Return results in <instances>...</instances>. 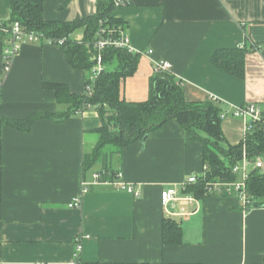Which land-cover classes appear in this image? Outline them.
<instances>
[{
	"label": "crops",
	"instance_id": "crops-1",
	"mask_svg": "<svg viewBox=\"0 0 264 264\" xmlns=\"http://www.w3.org/2000/svg\"><path fill=\"white\" fill-rule=\"evenodd\" d=\"M11 2L0 0L1 24L9 19ZM96 10L97 0H47L44 16L75 21ZM113 16L124 22L134 48L153 50L141 55L137 72L122 82V98L146 101L153 61L166 60L187 101L217 98L227 113L234 106L264 103V0H128ZM79 30L72 39H83ZM6 37L0 27V76ZM243 46L250 48L243 79L212 63L216 50ZM88 77L51 41L24 43L4 75L0 264H263L264 207L245 209L224 191L197 197L186 190L182 199L162 203V190L201 175L205 167L203 144L175 120L110 159L139 195L109 184H91L83 192L82 180L91 181L94 172L84 174V154L101 140L98 111L62 121L40 118L28 131L5 123L64 111L67 106L44 84H66L82 94ZM222 128L229 143L244 139L241 119L229 115ZM75 198L80 206L69 207ZM164 218L180 224V243L164 242ZM79 237L83 248L77 258Z\"/></svg>",
	"mask_w": 264,
	"mask_h": 264
},
{
	"label": "trees",
	"instance_id": "trees-1",
	"mask_svg": "<svg viewBox=\"0 0 264 264\" xmlns=\"http://www.w3.org/2000/svg\"><path fill=\"white\" fill-rule=\"evenodd\" d=\"M47 0H12L10 16L3 26L10 28L20 22L28 31L42 33L47 38H63L67 41L61 46L70 65L75 69L86 70L89 74L96 63L97 50L93 40L103 21L106 28H124V22L113 16L116 0H97V10L93 15L75 21L48 20L44 16ZM78 29H83V41L71 38ZM7 36V34H5ZM88 44H86V43ZM250 48L246 46L218 49L212 56V63L223 71L243 79L245 77V58ZM142 56L126 49L109 47L103 52L104 70L100 73L92 95L87 94L85 84L82 94L71 92L66 84L45 83L44 86L55 91L59 104L66 105L62 112L35 114L26 120H5V123L21 131L31 129L40 118L62 121L72 114L94 109L99 112L102 124L97 129L101 140L84 154L83 169L89 172L100 171L104 178L115 179L119 170L110 164V159L121 154L124 147L157 131L169 121L175 120L191 136L203 144L202 158L207 166L206 180L236 181L237 173L233 165L241 158L244 146L251 158L264 159V130L260 124L254 125L246 140L238 144L227 141L223 132L220 115L223 112L218 102L187 101L180 80L172 72L154 73L150 79L149 98L133 102L121 97L122 82L133 76ZM101 168L96 169L97 165ZM205 180L200 177L187 191L197 197L205 195ZM247 190L253 207H264V168H253L247 180ZM163 240L167 244L182 241V229L173 218H164L162 223ZM264 264V262H263Z\"/></svg>",
	"mask_w": 264,
	"mask_h": 264
},
{
	"label": "built area",
	"instance_id": "built-area-1",
	"mask_svg": "<svg viewBox=\"0 0 264 264\" xmlns=\"http://www.w3.org/2000/svg\"><path fill=\"white\" fill-rule=\"evenodd\" d=\"M128 3V0H116V7L125 5ZM103 21L100 22V27L96 33V38L93 40V46L97 50L96 54V63L93 66L90 72V82L87 85V94L92 95L94 91V86L100 75L104 70L103 65V52L109 47H115L120 49H126L132 53H138L142 56L147 55L151 56L153 53L152 49L149 50H137L133 47L130 37L127 35L123 27L117 29L106 28L103 26ZM0 27L7 37L5 39V45L3 49V74H7L12 66L14 58L19 53L21 46L24 43H41L45 41H51L62 46L67 38H47L40 32L28 31L21 25L20 22H14L12 26L8 29L0 23ZM80 43L84 41L77 40ZM86 43V42H85ZM88 44V43H86ZM154 73L160 72H172V64L166 60H154ZM4 75L0 76V92L4 82ZM217 101V98H214ZM84 112V111H81ZM233 116L242 120L244 125V139L246 140L249 132L253 129L254 125L260 124L264 130V103L250 102L239 106H234L230 113L222 112L220 117L222 120L228 116ZM264 168V159L262 157H257L256 159L251 158L247 152L246 146L241 158L233 165L232 171L234 173L241 172V177L236 181H208L206 180L207 166L204 167V172L201 175H192L187 178L184 182L180 184L171 185L161 192V201L164 205L168 204L171 201L182 199L180 196L181 192L186 191L189 186L193 183H197L202 176L205 180V194H215L218 192H226L227 194H234L241 201L243 208L248 209L252 204V199L247 190V180L249 178L250 170L249 168ZM93 184H109L115 186L119 190H126L134 195H139L140 192L135 190L131 185H126L121 180V173L117 174L115 179L104 178V174L100 171H94L92 173V180L87 181L82 180L83 192L89 190V186ZM81 204L80 198H75L70 202L69 207H79ZM82 238L79 237L76 240V253L75 257L79 258L82 251Z\"/></svg>",
	"mask_w": 264,
	"mask_h": 264
},
{
	"label": "rangeland",
	"instance_id": "rangeland-1",
	"mask_svg": "<svg viewBox=\"0 0 264 264\" xmlns=\"http://www.w3.org/2000/svg\"><path fill=\"white\" fill-rule=\"evenodd\" d=\"M79 30V29H78ZM76 31V33H75V36H79L80 35V33L82 32V30H79V31ZM90 75V74H89ZM238 175H241V172H239L238 173Z\"/></svg>",
	"mask_w": 264,
	"mask_h": 264
},
{
	"label": "water",
	"instance_id": "water-1",
	"mask_svg": "<svg viewBox=\"0 0 264 264\" xmlns=\"http://www.w3.org/2000/svg\"><path fill=\"white\" fill-rule=\"evenodd\" d=\"M147 139V136L144 138V141Z\"/></svg>",
	"mask_w": 264,
	"mask_h": 264
}]
</instances>
